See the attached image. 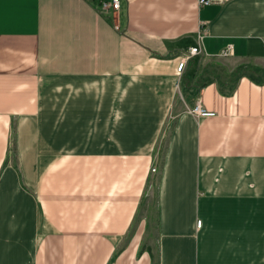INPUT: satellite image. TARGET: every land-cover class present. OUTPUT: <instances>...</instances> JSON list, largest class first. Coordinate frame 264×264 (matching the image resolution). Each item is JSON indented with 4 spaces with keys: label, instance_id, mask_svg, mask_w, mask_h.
I'll list each match as a JSON object with an SVG mask.
<instances>
[{
    "label": "crops",
    "instance_id": "1",
    "mask_svg": "<svg viewBox=\"0 0 264 264\" xmlns=\"http://www.w3.org/2000/svg\"><path fill=\"white\" fill-rule=\"evenodd\" d=\"M263 42L264 0H0V264H264Z\"/></svg>",
    "mask_w": 264,
    "mask_h": 264
},
{
    "label": "built area",
    "instance_id": "2",
    "mask_svg": "<svg viewBox=\"0 0 264 264\" xmlns=\"http://www.w3.org/2000/svg\"><path fill=\"white\" fill-rule=\"evenodd\" d=\"M225 0H196V3L201 6V5H206V4H211V3H216V4H221ZM97 2V8L101 12H116L120 8V2L121 0H96ZM201 34H199V38H201ZM264 46V42H263ZM201 52L200 45L199 43L195 46H192L189 48L186 54H184L181 59L177 62L176 65V72L178 75H180L184 67L186 65V61L188 58H190L193 55L199 54ZM231 54V48L230 46H226L224 49L221 51L222 56H228ZM177 84V83H176ZM189 111L194 114L195 116H209L213 115L214 112L206 110L204 107H202L197 101L190 109ZM154 167H151V171H154ZM200 225V220H197L196 226Z\"/></svg>",
    "mask_w": 264,
    "mask_h": 264
},
{
    "label": "rangeland",
    "instance_id": "3",
    "mask_svg": "<svg viewBox=\"0 0 264 264\" xmlns=\"http://www.w3.org/2000/svg\"><path fill=\"white\" fill-rule=\"evenodd\" d=\"M199 61L201 67H205L208 70L218 73L217 77L214 74L204 75L201 77L199 85H201L203 81L210 79L212 76L216 77L219 81L233 83L242 73L248 69V67L244 64H241L239 60L231 57H211L200 59ZM251 68L252 67L249 66V69ZM149 171H151V168ZM152 227L155 230L154 224H152ZM152 237L154 238V236ZM142 238H145V236H142Z\"/></svg>",
    "mask_w": 264,
    "mask_h": 264
}]
</instances>
